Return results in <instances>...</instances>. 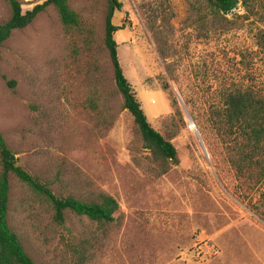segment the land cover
Returning <instances> with one entry per match:
<instances>
[{
  "label": "rangeland",
  "instance_id": "rangeland-1",
  "mask_svg": "<svg viewBox=\"0 0 264 264\" xmlns=\"http://www.w3.org/2000/svg\"><path fill=\"white\" fill-rule=\"evenodd\" d=\"M19 1L27 12L46 0ZM119 1L122 68L177 159L156 177L123 109L105 45L109 1L69 0L79 17L72 26L51 5L3 44L0 133L57 197L107 193L120 211L107 233L72 212L59 224L46 200L11 175V228L37 264H264V183L237 173L210 122L224 89L264 92L262 17L242 4L215 16L207 0ZM10 17L0 0V23ZM165 84L194 123L180 102L183 121L174 115Z\"/></svg>",
  "mask_w": 264,
  "mask_h": 264
},
{
  "label": "trees",
  "instance_id": "trees-1",
  "mask_svg": "<svg viewBox=\"0 0 264 264\" xmlns=\"http://www.w3.org/2000/svg\"><path fill=\"white\" fill-rule=\"evenodd\" d=\"M6 1L11 9V17L7 22L0 23V53L3 44L15 30L28 27L51 5L55 6L65 26L76 25L79 21L78 15L69 6V0H46L27 12L23 11L19 0ZM108 1L105 45L110 55L117 89L124 99L123 109L133 117L145 149L151 152L149 159L153 165L152 173L156 177L162 176L170 170L171 162L176 161L178 152L171 140L152 127L124 73L115 38L116 33L124 28L114 24V16L123 8V4L119 0ZM164 1L166 4L169 2ZM207 2L215 16L228 15L242 4L250 13L261 16L264 21V0H207ZM2 77L6 79L5 76ZM8 84L12 83L9 81ZM164 91L171 102L174 115L183 121L179 101L168 84L164 85ZM221 96L222 102L212 108L210 122L227 145L230 162L237 173L254 179L256 184L264 183V92L251 86L235 84L224 89ZM195 121L204 138L203 126L196 118ZM0 165V264H37L26 252L19 235L13 231L9 223L11 175L46 200L54 211V220L59 224L65 222L67 212L87 217L91 222L97 223L105 233L116 221L120 203L114 196L98 193L89 201L73 196L57 197L47 185L42 184L20 165L18 157L8 147L1 133Z\"/></svg>",
  "mask_w": 264,
  "mask_h": 264
},
{
  "label": "water",
  "instance_id": "water-1",
  "mask_svg": "<svg viewBox=\"0 0 264 264\" xmlns=\"http://www.w3.org/2000/svg\"><path fill=\"white\" fill-rule=\"evenodd\" d=\"M177 97H178V100H179V102H180V104H181V106H182V108H183V110H184V112H185V114H186V116H187L189 122H193V123H194V120H193V118H192L190 112L188 111V109H187V107H186V105H185L183 99H182L179 95H177ZM195 133H196V135H197V138H198V140H199V142H200V144H201V146H202L204 152L206 153V155H208L207 148H206V146H205V143H204V141H203V138H202V136H201V134H200V132H199V130H198L197 128H196V130H195Z\"/></svg>",
  "mask_w": 264,
  "mask_h": 264
},
{
  "label": "bare ground",
  "instance_id": "bare-ground-1",
  "mask_svg": "<svg viewBox=\"0 0 264 264\" xmlns=\"http://www.w3.org/2000/svg\"><path fill=\"white\" fill-rule=\"evenodd\" d=\"M191 128H192V126H191Z\"/></svg>",
  "mask_w": 264,
  "mask_h": 264
}]
</instances>
